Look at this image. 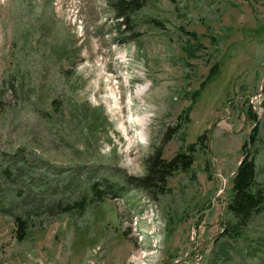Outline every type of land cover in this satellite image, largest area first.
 I'll return each instance as SVG.
<instances>
[{"label": "rangeland", "instance_id": "374dc122", "mask_svg": "<svg viewBox=\"0 0 264 264\" xmlns=\"http://www.w3.org/2000/svg\"><path fill=\"white\" fill-rule=\"evenodd\" d=\"M134 1L0 0V264H264V213L223 237L248 152L264 185V0Z\"/></svg>", "mask_w": 264, "mask_h": 264}, {"label": "trees", "instance_id": "16d2710c", "mask_svg": "<svg viewBox=\"0 0 264 264\" xmlns=\"http://www.w3.org/2000/svg\"><path fill=\"white\" fill-rule=\"evenodd\" d=\"M149 0H135L134 10H139L144 6L143 2ZM131 4V5H133ZM123 17V16H122ZM252 118L256 119V114L250 111ZM256 133L253 134V142L256 141ZM195 149L193 147L189 150V154H179L172 161L166 162L158 154L148 162V175L144 180V186L150 191H158L160 194H164L165 182L168 178L179 171H188L193 165L192 155ZM258 170L254 156L251 155L247 158L237 173L232 179V191L233 196L229 204V211L233 215L235 224L225 227V233L223 237L239 238L243 232L249 227L255 216L264 213V185L258 182ZM96 192V187H93ZM98 192V191H97ZM96 194V193H95ZM104 193H98V199L104 200ZM86 200L76 204L72 208L79 209V213L83 212L86 208ZM68 208L65 211L69 212ZM30 219L20 221L17 223L18 238L25 239L27 230L29 227ZM220 241V240H219ZM221 244L220 251L225 252L226 246Z\"/></svg>", "mask_w": 264, "mask_h": 264}, {"label": "water", "instance_id": "95a60500", "mask_svg": "<svg viewBox=\"0 0 264 264\" xmlns=\"http://www.w3.org/2000/svg\"><path fill=\"white\" fill-rule=\"evenodd\" d=\"M263 92H264V82H263V84H262V89H261V91H260V95H261ZM253 130H254V129H253ZM253 130L251 131L250 136H249V147H251V138H252V135H253ZM248 156H249V152H248V153L242 158V160L239 162V164H238L237 167L234 169V171L232 172V174L229 176V178H228L227 181H226V186L229 184L231 177H233V176L237 173V171L239 170V168L241 167V165H242L243 162L247 159ZM226 186H225V188H226ZM225 188H223L222 190H225ZM214 207H215V206H213L212 208H210V209H208V210L203 211V213H208V212L212 211ZM203 213H202V214H203ZM190 250H191V249H190ZM188 256H189V254H188L185 258H183V259H181V260H185ZM179 261H180V260H173V261H171V262H169V263H165V264H175V263H177V262H179Z\"/></svg>", "mask_w": 264, "mask_h": 264}, {"label": "bare ground", "instance_id": "6f19581e", "mask_svg": "<svg viewBox=\"0 0 264 264\" xmlns=\"http://www.w3.org/2000/svg\"><path fill=\"white\" fill-rule=\"evenodd\" d=\"M60 17H61V16H60ZM135 80H137V81L140 83V82H142V81L145 80V79H143L142 77H140V78H139V77H136ZM140 92H141V91H140ZM142 93H143V92H142ZM142 93H141V94L139 93V94L141 95L140 97H143L144 95H146V93H145V94H142ZM115 102H116V101H115ZM120 110H121V109H120ZM122 113H123V112H122ZM123 117H124V116H123ZM125 122H126V121H125Z\"/></svg>", "mask_w": 264, "mask_h": 264}]
</instances>
